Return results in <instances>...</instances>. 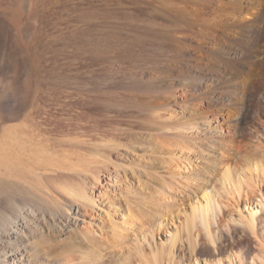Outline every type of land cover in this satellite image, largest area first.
<instances>
[{"label": "rangeland", "instance_id": "374dc122", "mask_svg": "<svg viewBox=\"0 0 264 264\" xmlns=\"http://www.w3.org/2000/svg\"><path fill=\"white\" fill-rule=\"evenodd\" d=\"M0 14L1 122L61 163L37 172V193L0 183V213L11 215L13 201L34 205L27 264L32 246L46 262L83 257L76 242L85 239L101 245L88 264H141L159 243L149 238L154 218L190 196L178 206L183 220L195 195L204 203L203 188L234 213L222 209L215 225L187 234L196 245L177 244L175 262L227 264L239 251L255 263L264 243V0H0ZM228 160L254 183L256 233L230 223L247 208L240 202L235 215L236 197L221 189ZM77 207L89 212L74 226ZM123 228L131 238L119 251L114 229ZM15 251L0 245V261Z\"/></svg>", "mask_w": 264, "mask_h": 264}, {"label": "bare ground", "instance_id": "6f19581e", "mask_svg": "<svg viewBox=\"0 0 264 264\" xmlns=\"http://www.w3.org/2000/svg\"><path fill=\"white\" fill-rule=\"evenodd\" d=\"M0 22H1V14H0ZM245 107L242 105V106H240V109L245 108ZM214 119H215V117L211 118V120H209V122H211V123L216 122ZM230 125L228 123H224V124H221L219 126V127H224V132H226V137H233L232 132H231L232 128L230 127ZM11 127H13V126H10V127L4 126L1 122V117H0V183H2L3 180H8L13 184L19 183L20 181L21 182L23 181V183L27 184V186L29 185L31 187V189L35 190V193H37L36 192L37 187L35 185L36 182H35V178H34V176H36L37 172L43 171V170H48L49 167L51 168L53 166V164L56 168L61 167V165H60L61 163H58V160H56L57 162L53 160V162H55V163L50 162V157L46 153L47 151H40L37 154L35 152L33 153L32 150L35 149L36 144L35 143L33 144L32 142L29 143V141H28L29 139L27 138V134L24 133V130L21 131L20 133H18L17 130L15 131V129H14L15 127H13V128H11ZM41 150H42V148H41ZM232 157L234 158V155ZM254 157H255V155H254ZM258 158L259 157H257V159ZM243 166H244V164H243ZM221 172H222V174H221V177L219 178L220 184H221V189L224 190V192L227 195V198L229 199L230 202H234V198L236 197V202L234 203L235 205H233V206H235V208L238 211L236 212L235 215H238L237 214L238 212L240 213V210H239L240 208L238 207V205H240L239 204L240 202L244 201V207L247 208V210H246L247 216H244L243 213H241V216H243L242 218L231 219L230 223H233L234 225H236V227H237V225L243 226L247 230L251 231L252 234L256 233L258 231L256 228L257 222L262 220V218H261V216H262L261 212L262 211L258 210V206L254 205V203L252 202L251 196H252V194L255 195V188H254V186L252 187V184L254 185V183L249 182L248 180L246 181V179L244 177H242L241 179L239 177H238L239 179L236 178L237 174L236 175L234 174L232 165L229 162V160ZM103 176L106 177L105 179H107L109 182L111 181L110 180L111 175L109 173L105 172L103 174ZM214 178H215V175H214ZM215 179H218V178H215ZM247 179H249V178H247ZM255 179H256V177H255ZM263 180H264V177H263ZM242 182L244 183V186H242ZM257 182H258L257 186L260 188L262 182H260V180L259 181L257 180ZM212 190L215 193V195L219 191V190L216 191V189H212ZM200 192L203 194V198L205 197L204 203L198 202V197L195 195V197L193 198L194 202L189 203L190 213L185 215V218H183V220L180 218V214L178 213V211H179L178 206H183L185 204H188L186 201L189 202L191 200L190 196H189V198L186 197L187 200H179V202H178L179 205L172 204V206H170V207L168 205V208L166 205L167 210L166 209L164 210L165 213L160 214L159 216H156V218H154V223H153L154 225L150 231L151 233L149 232V234H150L149 238H150L152 244L154 242H156V239L159 240V243H155V247H154V250L152 252L153 257L151 259L146 258V257H144L145 259H141L139 257L141 259V262H140L141 264H178L175 262V259H176L175 252L177 251V248H176L177 244H181V242L183 240V242L185 244H187L189 246V248L192 247L193 244L196 245V241L194 242L191 239H189L190 237L188 238L186 236L187 234L190 236L192 231L194 229H196V227L198 225L204 226L206 228L205 230H207V228L209 227L210 224L214 223V225H215L214 221L217 220V216L219 215L220 212L222 215V209L228 208L229 213L232 212V210L229 209V207H231L232 205L228 202L227 199H225V200H227L226 202L224 200H222L223 203L222 202L216 203V201L214 200L215 198L213 199L214 194L212 197V195H211L212 191L208 190V188L207 189L203 188V190L201 189ZM92 193L93 192H91L90 194H92ZM97 193H95V194H97V197L99 199H101V197L104 195V193L102 195L101 194L102 192H100V191H97ZM222 195H221V197H222ZM219 196H220V194H219ZM111 199H110V197L108 198V200H105V198H104V200L108 201V203ZM40 201H41V204H43L45 202L41 195H40ZM11 205L13 208L11 215L7 214L4 210H3V212L0 213V245L7 243V244H9L10 248L15 249L16 251L14 253L11 252V255L9 256V258H10L9 260H6L5 259L6 257L4 255L2 258L3 260L0 261V263L1 264H17L19 261L21 264H27L28 263V261L26 260L27 251L23 248L32 242L31 236L33 233V228H35V227H33L35 224H34V220L32 219V217H33L32 213H34V210H33L34 205L30 201H26V200H21L20 203L13 201L11 203ZM81 207H83V206H81ZM86 207H88V206H86ZM86 207H84V209H85L84 213L85 214L81 213L79 211L78 207L74 208L73 209V215L70 216L71 220L69 219L68 221L71 222L72 224H74V226L76 225L77 221H83L82 220L83 217L86 216V214L89 212V209ZM216 212H219V213L216 214ZM91 213H93V212L91 211ZM232 213H234V209H233ZM135 216H137V215L135 214ZM241 216H239V217H241ZM136 220H137V222H139L138 218H136ZM152 220L153 219H151V221ZM53 221L54 220H52V222ZM142 226H144V224ZM142 226L138 227L137 229H133V230L134 231L138 230L140 232V230L143 229ZM216 226H217V224H216ZM129 227L131 228L132 226H129ZM122 230L124 231V234L122 233L123 232ZM120 231H122V232H120ZM127 231H129V229L127 230L126 228H123L119 231H118V229L117 230L114 229V235H115L116 239H115L114 243H112V244H113L114 248L117 247L119 251H124L126 249L128 250V248H127V242L128 241L127 240L129 239L130 236L128 235ZM131 232H129V233L131 234ZM182 234H185V238H182L183 237ZM206 234H208V233H206ZM133 235L135 236V232ZM162 236L164 237V239H162ZM208 236H209V234H208ZM143 237H144V235H143ZM86 238H88V237H86ZM91 240H89V239L88 240L85 239L84 241L82 240V242H84V243H82V242L80 243L79 241L76 242L78 245H80L79 247H81L80 253L82 254L83 257L80 256V258L79 257L73 258V257H69V255H68L66 257H63L62 259L58 258V257H54V258L48 259L47 262H46V260H44V258H42L43 260L41 258H39V256H38L39 253L37 252V250L35 251L36 247L32 246L31 250L34 251L33 256L35 257V260H36L35 264H88L89 259H87V258L89 256V254H91L90 252L93 251V249H95V248H96L95 250H97V248L101 249V247H100L101 245L100 246H98V244L95 245L96 244V242L94 244L95 240L94 241H91ZM259 242L262 245L258 246L260 250L258 249L259 253H257V255H255V257H256L255 263L251 262L252 264H264V243H263L262 239H260ZM77 244H74V243L68 244L65 247L64 251H66V252L68 251V253H69V251L72 252V250L77 248V246H78ZM213 244H212V246H213ZM93 246H95V248H93ZM109 248H107V250H109ZM114 248H110L111 249L110 254L113 252L112 249H114ZM99 250H98V252H99ZM139 251H136V252L139 253ZM2 253H4V252L2 251ZM93 253L95 254V252H93ZM139 254L142 255L141 252ZM235 254H236L235 255L236 260H235V257L229 256L224 260V262H227V264H243V257H241V252L238 251ZM115 257L113 258L114 262L117 259ZM92 258L95 259V257H92ZM111 258H112V256H111ZM98 260H100V259H98ZM125 263H126V261H125ZM127 263L129 264V262H127ZM130 264H132V263L130 262ZM195 264H198V262L195 261ZM211 264H223V263L220 260H217V261H213Z\"/></svg>", "mask_w": 264, "mask_h": 264}]
</instances>
